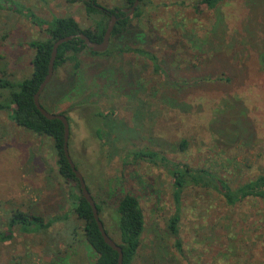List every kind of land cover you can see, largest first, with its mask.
I'll return each instance as SVG.
<instances>
[{
    "label": "rangeland",
    "instance_id": "1",
    "mask_svg": "<svg viewBox=\"0 0 264 264\" xmlns=\"http://www.w3.org/2000/svg\"><path fill=\"white\" fill-rule=\"evenodd\" d=\"M15 1L46 21L91 24L83 0ZM198 1L137 3L139 14L127 16L125 33L109 37L108 54L81 50L77 68L66 61L40 97L46 112L68 118L69 157L94 201H105L108 229L116 191L136 198L144 229L131 264H264V202L227 207L216 194L187 188L178 253L165 231L170 177L158 163L124 157L154 151L175 164L207 168L231 187L264 174V0H222L210 11L193 9ZM94 2L125 8L122 0ZM42 38L24 18L0 11V77L27 78L28 42ZM126 49L153 55L158 69ZM7 92L0 89V105L11 108ZM72 191L57 174L51 139L16 127L9 109L0 110V231L14 212L57 219L32 233L13 227L11 239L0 243V264L94 263L72 211Z\"/></svg>",
    "mask_w": 264,
    "mask_h": 264
},
{
    "label": "trees",
    "instance_id": "2",
    "mask_svg": "<svg viewBox=\"0 0 264 264\" xmlns=\"http://www.w3.org/2000/svg\"><path fill=\"white\" fill-rule=\"evenodd\" d=\"M64 1L68 4H72L78 0ZM133 1L134 0H122V3L125 6H130ZM140 2H142V0H137V3ZM221 2L222 0H199L193 9L210 11L220 5ZM82 5L86 16L91 20L90 26L85 29H80L76 21L71 17H52L50 21H46L36 16L30 8L22 6L15 0H0V11L4 10L24 18L31 25L35 26L39 32L44 34V38L28 42L27 46L33 53L29 60L30 72L27 78L13 82L0 77V89H6L8 91L6 99L11 105V108L8 106L2 107L0 105V110L4 108L9 109L10 120L16 127L34 135L51 139L57 174L62 181L68 184L73 190L71 192L73 214L82 222L81 230L83 239L96 255L93 264H116V253L103 243L93 221L91 210L81 197L77 181L63 156V129L61 123L58 120L44 119L34 108L32 102L33 95L38 85L46 75L47 63L53 42L66 36H75L79 33L85 36L90 42L99 43L101 41L106 26L103 10H98L96 8L98 5L95 4L94 0H83ZM138 14V8H135L131 18L137 17ZM119 15L124 17L114 24L110 37H119L123 35L127 29L129 19L122 13H119ZM83 49H86L91 55L98 56L108 54V50L102 53H93L83 45L80 39H71L57 47L52 72L56 71L68 60L72 61V67L76 69L78 66L76 56ZM126 51L141 56H147L151 62L153 71L158 69L157 61L153 55L138 49H126L125 52ZM48 84L49 82L45 85L38 97L39 105L43 110L45 109L40 103V97L46 90ZM55 114L64 116L68 123V118L63 113ZM96 116L102 117L103 115L96 114ZM95 133L97 134V132ZM185 145V142L181 140L178 146L179 151H183ZM124 157L130 158V162L133 164L139 162H147L150 164L158 163L170 177L172 213L167 219L165 231L168 236L172 238L174 250L178 253L181 252V241L178 232L181 197L184 190L187 188H197L203 193L216 194L227 207H234L247 199H258L264 202V174H258L252 179H248L235 187H231L227 181L222 180L217 174L212 173L207 168H188L183 164H175L166 159L165 156L154 151H143L139 149L130 151ZM70 160L75 170H77L74 161L71 158ZM85 188L89 193L86 185ZM113 197V209L108 212L109 229L105 226L101 218V214L105 209V201L99 200L96 202L92 197L91 198L95 204L97 216L101 222L104 233L121 250V264H131L138 250L140 237L144 229L142 212L136 198L131 194L119 193L118 190ZM56 220L57 219L54 217L48 221H43L40 216H26L20 212H14L6 225V231H0V243L11 239L13 227H18L21 233H32L36 232L38 228L49 226L50 223ZM111 233L116 235L117 241L111 237Z\"/></svg>",
    "mask_w": 264,
    "mask_h": 264
},
{
    "label": "water",
    "instance_id": "3",
    "mask_svg": "<svg viewBox=\"0 0 264 264\" xmlns=\"http://www.w3.org/2000/svg\"><path fill=\"white\" fill-rule=\"evenodd\" d=\"M137 5V0H134L132 5L129 7L128 11L125 12L126 15L125 16H129L133 13L135 7ZM114 21L115 19L112 17L110 18V20L107 21L106 26H105V30L103 32L101 41L99 43H93L90 42L85 36H83L82 34H77L75 36H66L63 38H60L58 40H56L55 42H53L52 46H51V51H50V55H49V59H48V63H47V71H46V75L44 76L42 82L38 85L36 92L33 95L32 98V102H33V106L34 108L38 111V113L46 120H58L61 125H62V129H63V142H62V153L63 156L66 160V162L68 163L71 172L73 173L78 187H79V191H80V195L83 198V200L88 204L90 210H91V215L93 218V221L96 225V228L98 230L99 235L102 238L103 243L108 246L112 251H114L116 253V264H121V260H122V254H121V250L120 248L110 239L107 237V235L104 233L101 222L98 219L97 216V212L95 209V204L90 196V194L87 192L86 188H85V184L84 181L81 177V175L79 174V172L77 170H75L69 154H68V150H67V139H68V124L67 121L65 119L64 116L59 115V114H52V113H48L45 110H43L38 102V97L41 93V91L43 90V88L45 87V85L48 83V81L51 78L52 75V67H53V61L55 59V55H56V49L59 45H61L62 43L68 42L71 39H80L83 43V45L89 49L90 51H92L93 53H102L107 49L108 46V39L110 37V33L112 31V28L114 26Z\"/></svg>",
    "mask_w": 264,
    "mask_h": 264
},
{
    "label": "flooded vegetation",
    "instance_id": "4",
    "mask_svg": "<svg viewBox=\"0 0 264 264\" xmlns=\"http://www.w3.org/2000/svg\"><path fill=\"white\" fill-rule=\"evenodd\" d=\"M132 5V4H131ZM130 5V6H131ZM130 6H125V8H122V9H118V10H111V12H110V10H107V9H103L102 7H100V6H96V8L98 9V10H103V13L105 14V16L107 17V21L108 20H110V18H114L115 19V21H114V24H116L120 19H122L124 16H120L119 15V13H122L123 15H126V13L125 12H127L128 11V9H129V7ZM125 17H127V16H125ZM107 21H106V23H107ZM68 124V123H67Z\"/></svg>",
    "mask_w": 264,
    "mask_h": 264
}]
</instances>
